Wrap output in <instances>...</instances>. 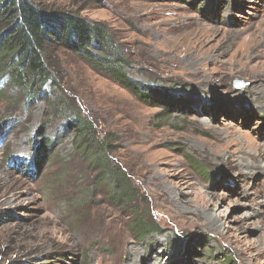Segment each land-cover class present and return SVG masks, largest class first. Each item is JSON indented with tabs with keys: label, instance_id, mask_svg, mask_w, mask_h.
<instances>
[{
	"label": "rangeland",
	"instance_id": "1",
	"mask_svg": "<svg viewBox=\"0 0 264 264\" xmlns=\"http://www.w3.org/2000/svg\"><path fill=\"white\" fill-rule=\"evenodd\" d=\"M42 2L106 25L131 61L129 77L173 86L176 99L163 111L61 53L71 62L60 80L68 106L100 138L111 136V161L135 190L132 203L120 204L93 181L62 116L45 124L52 141L32 161L47 104L41 98L23 109L19 91L7 89L0 97V264H264L262 175L247 174L223 151L228 140L238 157L254 141L264 148L263 94L252 92L264 88V0ZM235 80L243 85L235 88ZM6 151L20 157L19 168ZM197 194L216 202L204 207ZM134 212L161 231L136 237ZM217 214L211 227L208 217ZM183 237L195 243L180 254Z\"/></svg>",
	"mask_w": 264,
	"mask_h": 264
},
{
	"label": "trees",
	"instance_id": "2",
	"mask_svg": "<svg viewBox=\"0 0 264 264\" xmlns=\"http://www.w3.org/2000/svg\"><path fill=\"white\" fill-rule=\"evenodd\" d=\"M61 53L76 55L94 72L108 76L140 101L161 106L163 111L175 105L173 86L155 80L146 84L133 81L128 72L131 61L122 52V46L113 40L112 32L100 22L89 21L79 12L50 7L42 0H0V97L6 96L7 89H15L20 95L16 102L23 109L32 108L41 98L48 107L43 115L44 124L36 130L37 140L30 158L35 161L47 153L52 140L45 137V124L58 121L57 117L62 116V128L73 132L74 151L93 171V181L106 185L116 202L132 203L135 190L124 170L113 164L110 158L114 149L111 136L100 138L94 123L76 108L68 106L60 80L71 62L67 63ZM70 108L75 110L73 116L66 113ZM4 123L3 119L0 131ZM5 155V159L9 158L18 167L19 156L8 151ZM193 162L203 170L197 160ZM131 221V230L138 238L161 231L137 212L133 213ZM194 239L202 240L201 237ZM192 240L183 237L180 254L191 249L195 243ZM226 264L230 261L227 260Z\"/></svg>",
	"mask_w": 264,
	"mask_h": 264
},
{
	"label": "bare ground",
	"instance_id": "3",
	"mask_svg": "<svg viewBox=\"0 0 264 264\" xmlns=\"http://www.w3.org/2000/svg\"><path fill=\"white\" fill-rule=\"evenodd\" d=\"M264 39V38H263ZM196 45V44H195ZM200 45V44H199ZM204 82V81H203ZM209 83V82H208ZM253 93H257V92H261L263 94V101H264V88L260 85H256L255 88L252 89ZM215 109V108H214ZM219 136H221L220 140L222 141V138L225 139V137H223V134L218 131ZM219 140V141H220ZM254 141V140H253ZM251 142V141H249ZM151 143V142H150ZM152 144V143H151ZM222 144V143H221ZM241 144V143H240ZM156 145V144H154ZM244 145V144H243ZM249 147L248 149H250L249 151H251V153L242 151L241 155L238 157L235 154V148L232 150L231 147L233 146V141H225V147L223 148V151L225 153V157L227 159L228 162L234 163V165L239 164V166H245L246 169H253L254 171H257L258 173H261V177L262 180L264 181V165L260 164L258 162V160H261V154L260 151H262L264 153V148L260 145V144H255V141L252 142V144L250 145L247 144ZM239 147V146H238ZM247 149V150H248ZM37 151V150H36ZM38 153V152H37ZM261 158V159H260ZM264 159V158H263ZM262 161V160H261ZM19 168V166H18ZM246 170L247 174H251L252 172H249V170ZM260 180V179H259ZM262 185V184H261ZM217 195V194H216ZM264 197V196H263ZM196 199L200 202V204H202L204 207H210L213 206L216 202V200L214 201V199L212 197L206 199L205 197H203L202 194H197L196 195ZM255 200V199H254ZM248 214V213H247ZM252 214V213H251ZM249 216V215H248ZM218 217H220L217 214V218H212V217H208L209 222L208 224L213 227L214 225L217 224L218 222ZM247 217V216H246ZM251 217V216H250ZM180 253V252H179ZM184 257V256H183Z\"/></svg>",
	"mask_w": 264,
	"mask_h": 264
},
{
	"label": "water",
	"instance_id": "4",
	"mask_svg": "<svg viewBox=\"0 0 264 264\" xmlns=\"http://www.w3.org/2000/svg\"><path fill=\"white\" fill-rule=\"evenodd\" d=\"M242 85H243V83H242V82H239V81H237V80H235V81L233 82V86H234L235 88H240Z\"/></svg>",
	"mask_w": 264,
	"mask_h": 264
}]
</instances>
